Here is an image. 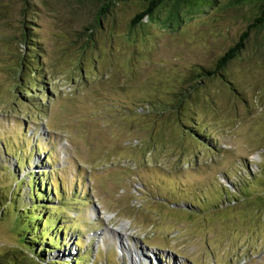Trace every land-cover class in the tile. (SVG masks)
Segmentation results:
<instances>
[{"label": "rangeland", "instance_id": "374dc122", "mask_svg": "<svg viewBox=\"0 0 264 264\" xmlns=\"http://www.w3.org/2000/svg\"><path fill=\"white\" fill-rule=\"evenodd\" d=\"M148 3L116 1L96 25V0H0V254L25 252L5 264H264V26L249 27L264 4L163 0L131 29ZM246 30L231 85L187 94ZM29 173L66 244H33L34 260L41 221L15 220Z\"/></svg>", "mask_w": 264, "mask_h": 264}, {"label": "trees", "instance_id": "16d2710c", "mask_svg": "<svg viewBox=\"0 0 264 264\" xmlns=\"http://www.w3.org/2000/svg\"><path fill=\"white\" fill-rule=\"evenodd\" d=\"M99 4H100V10L97 13V18H96V25H98L99 20L101 18V16H103V14L105 12L108 11V8L111 4L115 3L116 1H120V0H96ZM261 3V6L264 4V0H259ZM148 4L146 5V7L141 10L136 16L135 18H133L129 24L130 28L132 29L133 27H135L138 22L144 17V16H148L150 18H153L155 16V12L156 9L161 5V3L163 2V0H148ZM258 27L261 28L264 26V20H262L261 18H259L256 22V24H251L249 25V27ZM85 31H89L92 32L94 30V26L91 25H87L84 27ZM26 35V34H25ZM248 38V30H246L245 32H242V34H240L238 36V39L227 48V50H225L215 61L214 66L212 68H205L203 66H198L194 68V70H192L190 72L191 76L190 78L187 80L189 86L187 88V91L189 94L190 92H195L196 90H198V88L202 87L203 82H205L206 79H212V78H219L221 81L226 82L227 84L231 85V82L226 79L225 74L223 73V70L225 68V66L232 60L234 59L241 50H243L245 48V43L247 41ZM24 43L25 41V36H24ZM88 45V44H86ZM182 93H180L181 95ZM184 95V94H183ZM182 97H177L175 99V101H170L169 105H161V107L163 106L164 109L161 110H165V109H171L169 111L171 112H176L177 108L181 105L182 103ZM154 107L156 108L157 106L154 104ZM19 161V160H18ZM22 162V161H21ZM28 189H29V199H31V204H29L32 208V210L30 211L28 205L24 208H21L20 212H16V216H15V220L20 221V219L27 217V219L25 220L27 223L29 222H34V221H41V224L37 223L36 227L37 230L34 231V233L36 234H30V241L29 244L27 246V248H24L25 250H28L26 252V256L29 257V250L31 251H35V246L37 244H41V242H45L52 245L53 248L57 249L59 246L61 245H65V241L63 240L64 238H62L63 235H61L60 233H56V232H52L51 234L48 233V231L53 230V228H55V220L56 218H52L51 215L48 214V216L44 215V210L41 211H36V207L37 205L33 204L32 201H34L33 198H35L32 190L35 189V186L39 188V191L36 192V195H40V197H37L38 200H41L44 197H48L49 196V192L44 191L45 188V183H44V178L43 177H39L37 180H32V176L31 173L28 174ZM23 179H19V183L22 182ZM32 185V187H31ZM53 190V189H52ZM54 199L60 200V202H62L63 204H65L66 199H65V195L62 193V190L60 187H58V189H56L55 191V197ZM43 207V209H47L50 208V206L48 205H41ZM40 206V207H41ZM23 224H21V230L20 231H25L28 232L29 228H27V226H22ZM64 231V226L60 225L57 227L56 231ZM21 234V233H19ZM24 237V235L22 236ZM42 239H46L45 241H41ZM24 241V240H23ZM22 241V242H23ZM26 242V241H25ZM59 243V244H58ZM35 246H34V245ZM25 247V246H24ZM40 252V250H39ZM18 253H25L23 251V249H8L4 252H2L0 254V264H5L7 261H3L6 258H11V256H15ZM36 254H33L31 256L33 257H29L30 259H37V256L40 257V254L38 252L35 251ZM77 260V259H76ZM4 262V263H3ZM67 262V261H66ZM78 264L82 262L77 261ZM77 262H75L77 264ZM14 263V262H12ZM16 264V263H14ZM44 264V263H42ZM65 264V263H64ZM84 264V263H83Z\"/></svg>", "mask_w": 264, "mask_h": 264}, {"label": "bare ground", "instance_id": "6f19581e", "mask_svg": "<svg viewBox=\"0 0 264 264\" xmlns=\"http://www.w3.org/2000/svg\"><path fill=\"white\" fill-rule=\"evenodd\" d=\"M154 262H155V264H162V262L161 261H158V260H155ZM148 264H150V262Z\"/></svg>", "mask_w": 264, "mask_h": 264}]
</instances>
